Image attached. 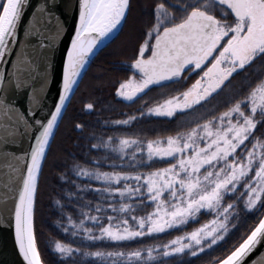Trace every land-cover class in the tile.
Returning a JSON list of instances; mask_svg holds the SVG:
<instances>
[{"label": "snow or ice", "instance_id": "1", "mask_svg": "<svg viewBox=\"0 0 264 264\" xmlns=\"http://www.w3.org/2000/svg\"><path fill=\"white\" fill-rule=\"evenodd\" d=\"M27 4L28 0H0V62H6V56L13 51L11 45L18 43L17 29ZM76 5L78 22L67 48L55 110L49 113L46 123L36 121L39 130L30 151L23 157L14 156L23 165L19 170L13 168L14 172H19V187L14 190L13 198L16 201V244L26 264H41L33 235V201L38 173L57 118L70 99L69 94L73 92L88 55L126 19L131 6L130 0H75L73 6ZM56 6V0H52L51 5L45 0L39 11L51 17ZM153 14L154 22L149 25L146 38L131 64L138 79L133 77L121 83L117 95L132 101L150 86H163L165 81L179 82L185 78V73L200 70L203 75L186 91L149 108V115L174 117L178 112L194 110L221 89L229 77L238 74V70L247 71L257 59L264 60V0H180L178 4L154 0ZM148 52L151 55H146ZM0 81H6V86L0 88V113L9 118L15 115V125L23 127V135L32 128L26 115L33 114L32 108L39 106L40 98L33 88L28 94L31 107L27 114L21 113L13 107L14 101L8 99L7 93L13 87L31 86L20 78L19 69L7 76L0 72ZM85 107L92 109L93 105ZM135 119L129 117L115 123L129 124ZM258 125L264 127V79L259 80L243 100H237L219 116L168 136L166 141H148L147 161L166 162L167 167L133 174L99 169L90 171L76 165V175L94 178L104 185L95 191L109 197L119 196L118 207L113 204L109 207L112 212L131 216L132 224L126 218L113 224L117 217L108 216L105 226L100 223L99 216L82 213L84 219L79 225L72 223L69 217L72 228L77 230L73 235L82 231L84 238L90 241L133 240L187 225L206 209L215 213L213 220L163 244L160 246L162 250H147L149 259H154V251L163 257H196L203 253L206 247L211 248L224 238L229 217L236 212L240 200H243V210L248 212L264 208V133L257 136ZM81 127L76 124V128ZM111 140L109 137L108 142L92 147H108ZM140 143L120 139L118 149L113 151L118 150L123 159L127 155L126 149L137 146L141 153L139 163L144 164V148ZM130 159L136 161V154L133 153ZM136 166V163L130 165ZM238 186L245 191L236 202L225 204L226 199L232 200L239 191ZM141 208H152V211L143 216L135 215ZM95 211L100 213L105 209L98 205ZM84 220L100 224V235L86 227ZM261 237H264V217L259 219L247 239L219 264H241ZM55 251L61 256H72L80 249L57 242ZM83 255L101 257L104 253L85 252ZM131 257L139 259L141 252L134 251Z\"/></svg>", "mask_w": 264, "mask_h": 264}, {"label": "trees", "instance_id": "2", "mask_svg": "<svg viewBox=\"0 0 264 264\" xmlns=\"http://www.w3.org/2000/svg\"><path fill=\"white\" fill-rule=\"evenodd\" d=\"M166 2L178 4L180 0H166ZM140 3L146 5V8L147 6L153 8L154 0H142ZM141 4L136 5L135 0H130V10L119 34L90 62L59 121L42 162L33 204V235L42 264H161L162 261L164 264H217L250 234L264 213V208L253 212L243 210V200H240L236 212L229 217L228 231L224 233V238L211 248L206 247L205 251L196 257L190 255L163 257L158 254V251H154V259H149L147 250L149 248L162 250L160 246L163 244L213 220L215 213L208 210H201L196 219L189 221L187 225L169 229L164 233L137 237L133 240L90 241L84 238L82 231L73 235V232L77 230L72 228L69 217L72 223L79 225L84 219L82 213L99 216L100 223L105 226L108 223V216L117 217L113 224H116L120 218H126L129 224H132L131 216L112 212L109 207V204L118 207L119 196L109 197L107 194L95 191L104 185L94 178L76 175V165L90 171L99 169L102 172L116 171L133 174L148 173L156 168L167 167L166 162L147 161L148 141L158 139L166 141L168 136L187 131L198 123H204L212 116H219L237 100H243L257 83L256 72L252 71V67H248L247 71L240 72L244 76L240 77L239 72L234 73L224 82L221 89L208 97L206 101L201 102V105L195 106L194 110L178 112L174 117L149 115L148 109L186 91L203 75L200 70L185 73V78L179 82L166 81L163 82V86H152L132 101L118 96L117 89L121 83L129 78L138 79V77L130 73V66L126 65L128 63L126 59L121 60L117 53L111 51L107 54L105 51L125 31L134 5L139 7ZM140 13L146 15L144 10ZM148 22H145L141 28L138 27L137 36L131 45L132 49H134L138 35H144ZM88 104L93 105L92 109L85 107ZM129 117H136V119L129 124L115 123L127 120ZM76 124L82 127L76 128ZM258 129L257 136L264 133V127L258 125ZM109 137L112 140L108 147H92L93 144L102 145L103 142H108ZM120 139L140 141V147L144 148L145 163H139L141 153L137 146L126 149L127 155L121 159V153L118 150L113 151V149H118ZM248 147L251 145L249 144ZM133 153L136 154V161L130 159ZM133 163L137 164L135 168L130 167ZM238 188L239 191L235 193L233 199H226L225 204L236 202L241 193L245 191L240 186ZM126 202L136 203L135 201ZM98 205L105 211L97 213L95 209ZM150 211L152 208H141L135 215L143 216ZM84 224L91 228L95 235H100V224H95L91 220H84ZM57 242L80 249V252L72 256H61L55 251ZM97 251L104 255L101 257L83 255L85 252ZM134 251L141 252L139 259L130 258V254ZM108 253H122V255L109 256Z\"/></svg>", "mask_w": 264, "mask_h": 264}, {"label": "water", "instance_id": "3", "mask_svg": "<svg viewBox=\"0 0 264 264\" xmlns=\"http://www.w3.org/2000/svg\"><path fill=\"white\" fill-rule=\"evenodd\" d=\"M44 3L45 0H28L17 29L18 43L11 45L13 51L6 56V62H0V72L7 76L9 73H17L19 69L20 78L26 82V85L31 86L20 89L13 87L8 91V99L14 101L13 107L17 111L28 113L31 107L28 102V94L32 92L33 88L40 98L39 106L32 108L33 114L26 115L32 128L23 135L21 134L24 133L23 127L17 128L15 125V115L9 118L0 113V264H26L16 244V201L13 198L14 190L19 187L17 178L19 172H14L13 168L19 170L23 165L14 159V156L23 157L26 152L30 151L31 145L35 144V137L38 135L39 125L36 124V121L40 120L46 123L49 113L55 110V103L58 102L59 90L62 85L67 48L70 47L71 38L75 34V26L78 22V5L73 6L75 0H56L57 6L53 9L51 17L39 11ZM48 4L51 5L52 0H48ZM123 23L124 21L108 37L98 42L93 52L88 55L87 62L77 77V83L73 86V92L69 94L70 99L92 59L117 37ZM148 55L151 53L149 52ZM13 62H15V67ZM131 64L130 73L138 77V74L134 73L131 68ZM5 86L6 81H0V88ZM70 99L66 101L65 108L57 118L53 135ZM52 137L49 139V145ZM5 139H7V144H5ZM39 174L40 172L38 177ZM262 217H264V213ZM254 262L255 264H264V237L260 238L253 250L243 258L241 264H254Z\"/></svg>", "mask_w": 264, "mask_h": 264}, {"label": "rangeland", "instance_id": "4", "mask_svg": "<svg viewBox=\"0 0 264 264\" xmlns=\"http://www.w3.org/2000/svg\"><path fill=\"white\" fill-rule=\"evenodd\" d=\"M143 3L139 7L134 5V7L132 8L133 10L130 13V18H129L128 22L126 23L125 31L121 34L119 39L115 43H113L110 47H108L107 50L105 51L107 54H110L111 51L114 53H117V56L121 60L122 59L127 60L128 63L126 65H128V66H130L131 62L138 55L139 46H140V44L143 43L144 39L146 38V33L148 31V27L151 23L154 22L153 8H149V6H147L148 8H146V5L144 6ZM145 3H147V2H145ZM141 10H144L146 15L141 14L140 13ZM147 16H148V19L146 20ZM125 20H124V22H125ZM145 22H148L147 27H145V33L143 36L140 34H139L140 36L138 35L137 42H135L134 49H132L131 45H132V43H134L133 40L137 36L138 27L140 26V28H141L143 25H145ZM123 25H124V23H123ZM141 34H142V32H141ZM105 52H104V54H105ZM148 53H146V55H148ZM150 87H152V86H150ZM120 186L121 187L123 186V182H121ZM202 210H206V209H202Z\"/></svg>", "mask_w": 264, "mask_h": 264}, {"label": "flooded vegetation", "instance_id": "5", "mask_svg": "<svg viewBox=\"0 0 264 264\" xmlns=\"http://www.w3.org/2000/svg\"><path fill=\"white\" fill-rule=\"evenodd\" d=\"M140 2H142V0H135V4H141ZM263 66H264V60H261V59H257L256 62L251 66L252 67V71L253 72H256V79L258 82L259 80L261 79H264V69H263ZM255 69H259V70H255ZM239 72V76L242 77L244 76V74L240 73L242 72V70H238Z\"/></svg>", "mask_w": 264, "mask_h": 264}]
</instances>
